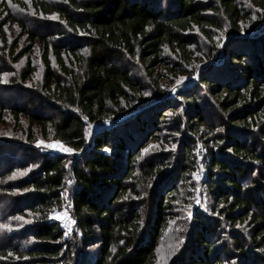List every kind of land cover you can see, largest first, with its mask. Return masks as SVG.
Listing matches in <instances>:
<instances>
[{"label": "trees", "instance_id": "obj_1", "mask_svg": "<svg viewBox=\"0 0 264 264\" xmlns=\"http://www.w3.org/2000/svg\"><path fill=\"white\" fill-rule=\"evenodd\" d=\"M22 58L0 264H264V0H0V81Z\"/></svg>", "mask_w": 264, "mask_h": 264}, {"label": "rangeland", "instance_id": "obj_2", "mask_svg": "<svg viewBox=\"0 0 264 264\" xmlns=\"http://www.w3.org/2000/svg\"><path fill=\"white\" fill-rule=\"evenodd\" d=\"M15 37H19V33H15L11 38H15ZM20 42H21L20 43L21 47H23L24 43H25L24 37L21 38ZM37 55H39L38 52L35 53V58L37 59V63H38L39 62V58L37 57ZM23 61H24V59L22 58L17 63H8V66H9V69H8V72H7L8 75L7 76H3L4 79H2V81H0V96L6 98L8 101H15V102H20V103L23 102V101H26V99L19 100L18 96L16 94L9 93L7 91V88H9L11 86L10 85L11 84L10 83L11 80H10L9 76H11L13 74H14L13 76H15V74L19 70V67L23 64ZM162 82L165 84L167 82L166 78H163ZM25 86H27V85H25ZM171 94H173V91H172ZM10 122H11V120L7 119V122H6L5 125H0V138H6L7 140L15 139L13 134H12L13 127H12ZM38 141H44L45 142L44 144H40L39 146L36 143V146L42 151H46V152H50V153H52V152H64V151H60L58 148H48V147L45 146L47 143L55 142L54 140H51V139H39ZM201 155H202V152H201ZM5 157L8 158L9 156L6 154ZM10 159L12 160L11 162H15V163L19 161V159H15V158H10ZM200 159H201V156H200ZM0 166H1V168H4L3 166H5V161H3V164L0 165ZM203 178H200L199 174H197V173L193 174V180H195L196 182H200ZM67 195L68 194L66 193L65 194V196H66L65 198L68 197ZM200 198L201 197H199V199L196 200L197 201L196 203H197V205H200L201 207H204L205 206V199L201 200ZM66 202H67V204H65V206L61 210L55 211L52 214V217L55 218L56 220H58L60 222V224L63 227H66L65 229L68 232H70L72 230V228L74 227V222H73L72 217L69 214V207H68L69 200H68V198L66 199ZM4 203L7 205V207L15 208L14 207L15 205H14V203L12 201L5 200ZM65 213H67V216H64ZM57 216H61V217H64V218L63 219H57L56 218ZM165 244H167L168 247L170 246L168 243H165ZM168 247L165 248V249H168ZM164 254L165 253H161L160 256H163Z\"/></svg>", "mask_w": 264, "mask_h": 264}, {"label": "snow or ice", "instance_id": "obj_3", "mask_svg": "<svg viewBox=\"0 0 264 264\" xmlns=\"http://www.w3.org/2000/svg\"><path fill=\"white\" fill-rule=\"evenodd\" d=\"M9 2H11V0H9ZM28 2H29V4H30V3H31V0H28ZM21 11H23V9H22ZM32 14L35 15V12H33ZM51 18H52V19H58V17L56 16V14H53ZM253 18H255V17H253ZM3 75H4V76H7L8 74H7V73H4ZM184 79H185L184 77H180V78L176 81V84L179 85ZM172 91H173V92L176 91V87H175V85L173 86ZM148 94H149V93H144V95H148ZM85 119H87V117H85ZM44 143H45L44 141H37L38 146H39L40 144H44ZM45 146L48 147V148H58L60 151L69 152V153H71V152L74 151V149H72V148H70V147H66V146H65L62 142H60V141H55V142H53V143H47ZM150 147H152V146L150 145ZM175 147H176V145H172V148H175ZM144 151L147 152L148 149H145ZM197 178H198V177H197ZM189 215H191V213H189ZM64 216H67V213H65ZM56 218H57V219H63L64 217L57 216ZM14 219H23V217H14ZM73 222H74V221H73ZM5 227H7V226H5Z\"/></svg>", "mask_w": 264, "mask_h": 264}, {"label": "built area", "instance_id": "obj_4", "mask_svg": "<svg viewBox=\"0 0 264 264\" xmlns=\"http://www.w3.org/2000/svg\"><path fill=\"white\" fill-rule=\"evenodd\" d=\"M197 146H198V144H197ZM199 147V146H198ZM201 150L200 149H198V151H197V156L200 158V156H201ZM194 173H197V174H199V177L200 178H203L204 177V170H203V164H200L197 168H196V170H195V172ZM64 228H66V227H64Z\"/></svg>", "mask_w": 264, "mask_h": 264}]
</instances>
